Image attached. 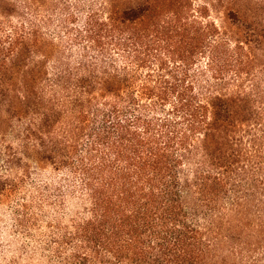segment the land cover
Masks as SVG:
<instances>
[{"label": "trees", "instance_id": "16d2710c", "mask_svg": "<svg viewBox=\"0 0 264 264\" xmlns=\"http://www.w3.org/2000/svg\"><path fill=\"white\" fill-rule=\"evenodd\" d=\"M227 15L0 0V204L20 254L210 264L220 245L264 264V24Z\"/></svg>", "mask_w": 264, "mask_h": 264}, {"label": "rangeland", "instance_id": "374dc122", "mask_svg": "<svg viewBox=\"0 0 264 264\" xmlns=\"http://www.w3.org/2000/svg\"><path fill=\"white\" fill-rule=\"evenodd\" d=\"M198 0L199 3H207L211 9V16L219 25L227 27L232 19H228V11L233 9H249L253 19L264 24V0ZM252 12V13H251ZM230 20V21H229ZM232 22V21H231ZM6 208L0 204V264H45L46 261L38 255L20 254L17 238L10 236V220ZM219 241H217V244ZM226 249L217 245L210 264H234L232 256H227ZM34 257V258H33ZM226 259V260H225ZM15 260V261H14ZM14 261V263H12Z\"/></svg>", "mask_w": 264, "mask_h": 264}]
</instances>
